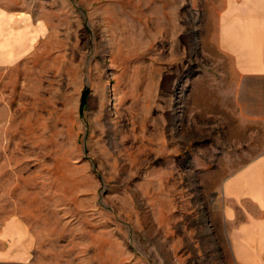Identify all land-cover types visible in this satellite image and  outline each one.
I'll use <instances>...</instances> for the list:
<instances>
[{"label": "rangeland", "instance_id": "1", "mask_svg": "<svg viewBox=\"0 0 264 264\" xmlns=\"http://www.w3.org/2000/svg\"><path fill=\"white\" fill-rule=\"evenodd\" d=\"M206 1L0 0V47L28 45L0 67V228L27 264H264L244 180L222 212L264 162V80L206 48Z\"/></svg>", "mask_w": 264, "mask_h": 264}, {"label": "crops", "instance_id": "2", "mask_svg": "<svg viewBox=\"0 0 264 264\" xmlns=\"http://www.w3.org/2000/svg\"><path fill=\"white\" fill-rule=\"evenodd\" d=\"M206 2L207 24L204 26L202 38V42L207 45L206 48L212 47L214 52L228 60L230 72L234 74L232 79L264 80V0ZM27 49L28 45L21 43L9 48L0 47V67L13 65ZM205 79L212 80L213 77L206 75ZM188 141L186 135L181 134L178 141L180 151L177 148L175 153H182ZM196 160H200L198 154ZM260 165V168L257 166L256 169L246 170L241 177L225 180L222 186L225 197L222 212L225 222L231 223L234 218L233 208L226 201L240 198L242 190L240 184L243 180L245 199H249L255 205L252 209L255 208V214H259L256 216L252 211L249 217V213L246 212L248 221L246 219L242 229L245 234L244 240L264 241V162ZM230 237L232 240L239 239L236 235ZM33 241L19 220L4 223L0 228V263H29L34 251Z\"/></svg>", "mask_w": 264, "mask_h": 264}, {"label": "trees", "instance_id": "3", "mask_svg": "<svg viewBox=\"0 0 264 264\" xmlns=\"http://www.w3.org/2000/svg\"><path fill=\"white\" fill-rule=\"evenodd\" d=\"M84 98H85V96H84V94H82V96L80 98V102H79V108H81L83 106V104H84Z\"/></svg>", "mask_w": 264, "mask_h": 264}]
</instances>
